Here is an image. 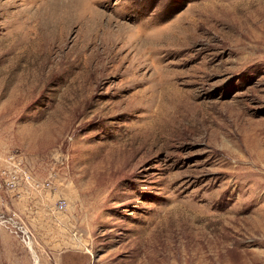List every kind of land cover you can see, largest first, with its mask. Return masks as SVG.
Here are the masks:
<instances>
[{
  "label": "rangeland",
  "instance_id": "rangeland-1",
  "mask_svg": "<svg viewBox=\"0 0 264 264\" xmlns=\"http://www.w3.org/2000/svg\"><path fill=\"white\" fill-rule=\"evenodd\" d=\"M29 241L264 264V0H0V264Z\"/></svg>",
  "mask_w": 264,
  "mask_h": 264
},
{
  "label": "built area",
  "instance_id": "built-area-1",
  "mask_svg": "<svg viewBox=\"0 0 264 264\" xmlns=\"http://www.w3.org/2000/svg\"><path fill=\"white\" fill-rule=\"evenodd\" d=\"M22 170H23V169H22ZM20 172H21V171H20ZM22 174H23V176H24V180H25L26 182H29V183H30V182H31V179H32L31 175H30L26 170H24V171L22 172ZM16 183H18V179H17L16 177H12V180H9V181H8V187H9L10 189H13V188H15ZM66 205H67V203H66L65 200H59L58 203L56 204V207H55L56 212H57V213H62V212H64L65 209H66V207H67ZM21 230H22V228H21ZM22 232L26 235V236H24V238H23L24 242L26 243V240H29V239H30V236L28 235V233H27L26 231L22 230Z\"/></svg>",
  "mask_w": 264,
  "mask_h": 264
},
{
  "label": "bare ground",
  "instance_id": "bare-ground-1",
  "mask_svg": "<svg viewBox=\"0 0 264 264\" xmlns=\"http://www.w3.org/2000/svg\"><path fill=\"white\" fill-rule=\"evenodd\" d=\"M27 232V231H26ZM28 245H29V247H30V249H31V251H32V253H33V256H34V259H35V264H40V259H39V257L37 256V254H36V252L34 251V249H33V246H32V242L31 241H29L28 242Z\"/></svg>",
  "mask_w": 264,
  "mask_h": 264
},
{
  "label": "crops",
  "instance_id": "crops-1",
  "mask_svg": "<svg viewBox=\"0 0 264 264\" xmlns=\"http://www.w3.org/2000/svg\"><path fill=\"white\" fill-rule=\"evenodd\" d=\"M23 197V196H22ZM22 197H20L22 199ZM23 200V199H22Z\"/></svg>",
  "mask_w": 264,
  "mask_h": 264
}]
</instances>
